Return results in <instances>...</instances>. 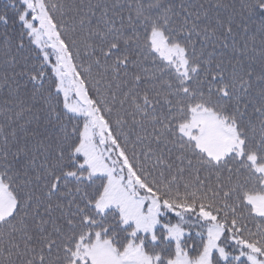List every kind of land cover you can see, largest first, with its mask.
I'll return each mask as SVG.
<instances>
[{
  "label": "snow or ice",
  "instance_id": "1",
  "mask_svg": "<svg viewBox=\"0 0 264 264\" xmlns=\"http://www.w3.org/2000/svg\"><path fill=\"white\" fill-rule=\"evenodd\" d=\"M0 264H264V0H0Z\"/></svg>",
  "mask_w": 264,
  "mask_h": 264
}]
</instances>
